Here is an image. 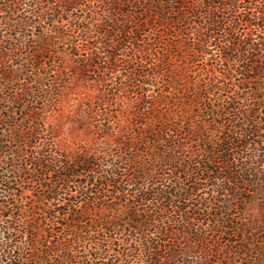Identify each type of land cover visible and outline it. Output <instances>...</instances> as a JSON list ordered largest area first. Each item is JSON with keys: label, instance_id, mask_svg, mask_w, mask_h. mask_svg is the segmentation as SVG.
I'll return each mask as SVG.
<instances>
[{"label": "rangeland", "instance_id": "obj_1", "mask_svg": "<svg viewBox=\"0 0 264 264\" xmlns=\"http://www.w3.org/2000/svg\"><path fill=\"white\" fill-rule=\"evenodd\" d=\"M9 1L12 0H0V264H14V260L26 264L29 252L34 250L26 248L32 232L30 224L41 226L43 229L33 233L41 239L38 244L42 248H36L41 251L46 249L48 242H53L56 236L62 234V224H67V218L76 216L72 210L81 214L85 209L91 208V213L78 214L90 225L100 217V211H96L101 206L115 207L118 202H137L134 197L141 196L143 192L155 193L161 189L173 193L176 190L175 183L168 181L174 174L171 169L163 171L167 182L162 185L145 183L134 187L132 183L126 184L130 175V163L121 158L124 143L130 141L132 145L135 140L140 139L137 138L138 133L143 130V126L137 124L140 120L134 117V102L138 94L156 96L165 90L172 93L174 91L164 85L165 82L159 77L143 78L138 87L127 83L130 87L126 88L125 92L121 91L120 82H127L128 76H132L131 59L145 58L147 55L135 52L138 54L135 57L134 45L119 44L117 49L124 52L119 53L121 56L116 63L117 70H104L103 58L106 55L103 54L104 50L100 49L103 47L100 41V14L107 7L100 0H78L75 8L66 12L64 0H20L22 5L11 10L6 8ZM212 2L219 3L221 0ZM239 6L240 9L236 13L238 17L247 16L245 12L250 11L249 14L254 13L258 17L264 11V0H244ZM123 10L130 8L126 6ZM134 12L139 14L140 10L136 9ZM246 20L248 25L242 26L240 33L249 39L248 42L254 44L259 41V38L254 41V35L259 32H251L250 24H256L253 23V18L248 17ZM196 22H199V19H196ZM260 22L262 24L264 20ZM184 26L176 25L177 29L183 31L182 34L175 35L177 40L170 36L164 37L163 40L165 49L182 52V59L168 56L173 76L180 75L177 80L183 86L205 78L211 79L213 83L219 82L223 89L207 95L210 101H206L205 105L214 104L216 108L225 105L229 109L239 104L243 111L250 112L249 104L244 100L248 90L258 84L262 88L258 96L264 98V72L245 71L242 63L229 62L226 58L234 56V53L227 49L226 41L229 38H225L222 33H218L217 39H213L205 47L204 54L197 53L190 58L184 46ZM83 29L90 30V33L85 36L81 32ZM144 30H149V38L158 35L159 30L166 33L165 29H155L151 26H145ZM260 37L264 39L262 30ZM95 55L100 56V59L97 57L92 64L101 67L97 70L85 67L87 57L96 58ZM250 55L258 66L260 63L264 64L263 51L252 49ZM253 109L254 114L261 112L258 118L264 119V104L260 112L257 103ZM199 114L207 115L200 111ZM215 114L220 116L222 112L216 111ZM145 121L142 122L146 123ZM219 122L218 119L209 120L210 125L207 128L213 137H220ZM194 125L199 126L197 123ZM186 129L190 128L185 126L184 131ZM262 137L264 138V133ZM193 140L194 138L185 142L196 146ZM176 142V138L171 139V144ZM252 142L258 143L259 140L251 138ZM135 146L138 151L147 150L141 143ZM257 146V150L252 147L244 153L248 161L260 160L259 155L264 154V144L258 143ZM100 158L118 169L120 177L117 178L123 184L102 185L100 168L90 171L88 165L72 168L71 173H67L73 175L68 179L67 186L61 183V186L56 188L54 181L57 175L50 174L43 166H38V162L45 164L47 161H54L52 167H55L57 162H60L58 164L62 167L64 164L76 165L79 161L100 162ZM262 161L264 166V159ZM180 179L182 181V177ZM51 187L53 192H50ZM118 188L125 193H118ZM201 188L191 199H175V202L177 207L184 210L185 218L194 219L202 232L211 230L212 238L213 233L217 231L213 225L216 209H205L211 200L212 191L202 185ZM116 194L119 195L118 198ZM123 196L128 200H124ZM198 208L200 209L197 210ZM149 209L155 213L154 204ZM253 210L257 217H262L258 205L253 206ZM112 213L114 212L105 211L104 214ZM157 216L155 213L154 217ZM34 218H39L41 222H34ZM157 228L151 231L150 239L156 240V237H159ZM220 231L213 241L222 243L223 247L228 242L229 244L223 251L217 247L213 249L207 264H228L229 261V264L235 263L233 258L236 256L228 253V250L234 246L231 243L233 240L240 241V236L233 238L225 235L229 230H222V233ZM83 236L85 240L82 241L81 248L75 247L78 250L77 255L82 258V264L146 262L147 253H144L141 239L135 231L124 230L116 234L89 231ZM9 253L14 258L10 259ZM100 254L106 257L100 259ZM238 254L236 264H249V253L244 256ZM254 254L256 253L254 252L253 256ZM197 257L189 258L184 264L195 263L200 260Z\"/></svg>", "mask_w": 264, "mask_h": 264}, {"label": "trees", "instance_id": "obj_2", "mask_svg": "<svg viewBox=\"0 0 264 264\" xmlns=\"http://www.w3.org/2000/svg\"><path fill=\"white\" fill-rule=\"evenodd\" d=\"M77 1L64 0L63 4L67 7L64 11L75 8ZM100 1L107 7L100 14V28H102L100 41L103 45L100 49H103V54L106 55L103 58L104 70L112 72L117 70L116 63L121 56L119 53L124 52L121 50L119 52L117 49L119 44H132L135 46L133 54L136 52L147 55L145 58L131 59L133 68L130 73L132 76H128L127 82H120L121 91H127L126 88L130 86H140L142 84L140 80L148 77L151 79L159 77L165 82L164 85L174 91L172 93L165 90L156 96L141 93L135 99L136 115L134 117L140 120L137 124L143 126V130L138 133L137 138L140 139L135 140L132 145L130 141L124 143L125 148L121 158L130 163V175L126 184L132 183L134 187L145 183L162 185L166 181L163 171L171 169L174 174L168 181L175 183L177 192L167 193L161 189L155 193L143 192L141 196L134 197L138 200L137 202H118L119 204H115V207L101 206L96 211H100V217L94 215L98 218L93 220L90 225L86 223L87 220L83 216H78L79 211L72 210L76 216L71 219L67 218V224H62V234L56 236L53 242H48L49 240L46 239L48 242L46 249L41 251L36 249L42 248L38 244L41 239L34 236L33 233L39 232L42 228L30 224L32 232L26 248L34 250L29 252L26 264H82L80 262L82 258L77 255L76 251L78 250L75 247L81 248L82 241L85 240L83 236L85 232L100 231L116 234L124 230L138 233L142 249L145 254L147 253L145 264H184L189 258L197 256L200 260L193 264H207L213 249L217 247L223 251L229 244L228 242L224 245V248L222 243L213 241L214 237L219 236V230H229L225 235L233 238L240 236V241L233 240L231 242L234 246L228 250V253L235 255L237 259L239 258L238 253L242 256L249 253V264H264V166L262 165L264 154L259 155L260 160L257 159L255 162L250 159L248 161L244 157V153H247L252 147L257 150L258 143L264 144L262 137L264 119L258 118V115L261 114L260 108L264 104V98L258 96V92L262 88L258 84L255 88L248 90L244 101L249 104L250 112L243 111L239 104L229 109L225 105L217 108L214 104L207 106L205 105L206 101H210L207 95L211 92L221 91L223 86H220L219 82L213 83L211 79L207 80V78L202 81L199 79L192 81L188 86L181 85L177 80L180 79L178 78L180 75L174 77L171 73L172 67L168 56L182 59V52L181 50L171 52L163 47L164 37L170 36L177 40L175 35L183 33L176 28V25H185L183 28L186 31L183 36L184 46L186 54L190 58L197 53L204 54L205 47L213 39H217L218 33H222L226 36L225 38H229L226 41L228 42L227 49L234 53V56L226 58L229 62L242 63L245 71L264 72V64L260 63L258 66L255 60H252V55L249 56L252 49L264 52V39L260 37L261 30L264 31V22L262 24L260 22L262 19L264 20V11L258 17L254 13L249 14L251 11H244L247 16L238 17L237 10L240 9L241 1L244 2V0H221L219 3H214L212 0ZM21 5L20 0H12L9 1L6 8L11 10ZM126 6L130 10H123ZM176 7L177 9H175ZM136 9L140 10L139 14L134 12ZM246 10H250V8H246ZM248 17L253 18V23H256H249L251 32H259L254 35V41L259 38L260 42L252 44L248 42L249 39L245 35L240 33L241 27L248 25L246 20ZM196 19H199V22H196ZM145 26L165 29L166 33L159 30L157 31L158 35L149 38L147 37L149 30H144ZM86 29L81 31L85 36L90 33V30ZM164 45L166 47V44ZM136 53L135 57L138 55ZM95 56L96 58L91 59L87 57L85 67L95 70L101 67L92 64L97 57L100 59V56ZM108 64L109 66H107ZM206 77L208 76L206 75ZM256 103L260 112L258 115L254 114L253 109ZM199 111L207 113V115H200ZM216 111H221L222 114L217 116ZM216 119L220 120L221 134L219 138L213 137L207 128L210 125L209 120L216 121ZM144 120L146 123L142 122ZM194 123H197L201 129ZM185 126L190 129L184 131ZM172 138H176L177 142L171 144ZM192 138H194L196 146L185 142V140L191 141ZM251 138L258 139L259 142L251 143ZM139 143L144 145L147 150H136L135 145ZM169 143L171 145L168 146ZM58 163L60 162L55 163L56 166L52 167L54 161H47L45 164L38 162L39 167L43 166L50 174L57 175L54 181L56 188L61 186V183L63 186H67L68 179L73 176L72 174L67 175V173H71L72 168L88 165L90 171L100 168L102 185L123 184L117 178L120 177L118 169L111 167L108 161L103 158H100V162L79 161L76 165L64 164L62 167ZM180 177H182V181ZM201 185L212 191L211 200L205 209L209 210L212 207L213 210L216 209L213 225L215 226L214 230L217 231L213 233L212 238L211 230L202 232L198 224H195L194 219L185 218L184 210L177 207L175 202V199H191L202 189ZM53 191L51 187L50 192ZM117 191L121 194L125 193L119 188ZM116 195L118 198L119 195ZM123 198L128 200L124 196ZM149 200L157 202H146ZM153 204L158 218L154 217L155 213L149 209ZM255 205H258L262 217H257L254 214L253 206ZM105 211L114 213L104 214ZM87 212L91 213V208L85 209L79 215H85ZM34 219V222H41L39 218ZM156 228L159 237H156V240L150 239L151 231H155ZM221 231L220 233H222ZM248 237L250 238L249 243ZM71 239H74L75 242H72ZM140 249L138 248V250ZM217 252L219 253V251ZM254 252L256 254L253 256ZM102 256L103 254H100V259L106 257ZM8 257L11 259L13 256L9 253ZM236 257L233 258L235 261L233 264L237 263ZM9 258L6 259L9 260ZM135 259L136 256L133 260ZM127 263L130 264L131 261ZM14 264H20V262L14 260Z\"/></svg>", "mask_w": 264, "mask_h": 264}]
</instances>
